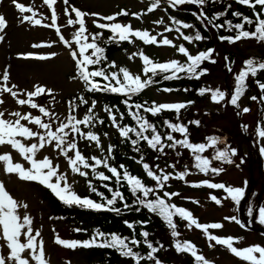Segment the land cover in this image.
<instances>
[{
  "label": "snow or ice",
  "instance_id": "1",
  "mask_svg": "<svg viewBox=\"0 0 264 264\" xmlns=\"http://www.w3.org/2000/svg\"><path fill=\"white\" fill-rule=\"evenodd\" d=\"M15 8L21 15V19L24 22H28L33 26H42L45 28H52L55 30L56 35L59 37L60 42L65 48L70 50V55L75 61V66L77 69V77L85 84L86 91L88 92H108L112 94L121 95L126 99L123 100L125 106L129 109L128 115L131 116L132 120L135 121L136 127L123 126L121 127L117 123V117L113 115V109L106 107L105 111L109 114V119L112 126L117 128L119 135L124 140L130 141L134 150L139 152L138 147L140 141L146 142L147 146L153 151L159 153H164L165 148H171L176 150L177 147L185 148L190 151L194 157V164L192 167L197 169L200 173L208 174L209 172L219 175L224 169L211 167V161L204 157L202 154L207 148H215L217 144L223 143L217 137H208V143L193 144L188 138V128L181 123H172L168 120H164V126L170 130L168 133L162 135L156 125L149 122L147 118L140 114L141 110L144 113H149L151 116H158L160 113L165 111H171L176 113L177 119H179V114L182 109L187 107L185 103H152L150 107L143 104H130L129 101L134 96H138L146 88L156 83V77L160 76L163 80H174L179 79L181 73L187 74L189 78L200 79L201 76L207 74V69L201 68L203 62L208 61L210 63H215L216 61L212 59L213 49H208L207 51H200L196 55L190 54V52L185 48L183 44L175 45L172 40L164 37L162 40H158L156 36L151 35L149 31L144 30H133L131 25H124L121 23H97L93 21L97 29L107 30L112 35L108 38L105 43L115 42L120 43L127 41L132 43V37L137 40L142 41L145 45H156V46H169L177 49V52L184 57H186V62L181 63L178 60H171L169 62H154L142 51L139 53H132L129 56L131 60L133 56H139L142 61V78L141 75L132 74L127 68L120 67L118 72H108L106 68L99 67L94 68V70H89L90 67L100 65L102 61L107 58L105 56V49L100 47L97 43L98 39L103 35L102 32L88 34V29L85 26L84 17L89 15L88 13H82L75 7L69 5V0H63L65 5L71 8V12L75 13V19L69 16V7L64 9V15L69 16L66 22V26L74 27L79 25L78 29L73 34L71 40L66 39L61 34V28L58 26V16L53 7L57 0H43L44 4L47 5L48 9L51 10V23L42 24L41 19L36 18L37 13L31 8L18 3L17 0H12ZM169 7H175L185 4H195L197 6H202L205 4L206 0H166ZM215 2V0H213ZM237 4L246 6L253 11L255 20L243 16L242 13L233 12L232 15L238 18H242V22L233 24L231 21H225L223 24H216L214 21L219 19L224 13L217 14L214 18H209L204 16L205 20H208L213 27L219 29L227 26V31L231 32L235 29V36H225L221 37L222 40H227L229 43H236L241 39H255L257 42L264 43V0H235ZM161 0H151L147 12H153L156 8L160 6ZM257 6L260 7V11L257 12ZM24 13H31V15H23ZM96 15V14H92ZM117 15H128L127 12H121ZM136 15V14H133ZM139 19V15H136ZM198 19L200 17H197ZM101 20L115 21L117 19L116 15L99 17ZM156 23H163V21H158ZM177 25L175 31L180 32L181 28L187 29L193 27V25L183 23L180 21H175ZM245 25H254L252 31L244 30ZM7 27L6 19L3 15H0V31H3ZM166 31H173L171 28H167ZM162 35V34H161ZM183 40L188 43H193L194 41L203 40L204 37L199 31L196 32L194 36L184 35L180 33ZM2 39V37H0ZM75 45V48H73ZM33 48L41 47H51V45L33 44ZM91 50V54H87ZM52 56L55 53L51 54ZM35 58L39 60H45L50 57L48 56H32L29 54L23 58ZM108 68H116L115 62L108 64ZM228 70L231 72L232 68L229 67ZM264 71V62H258L254 59H249L245 62L244 66L241 68L238 74L234 76V92L231 94L229 103L239 108V100L244 95L246 91V81L249 77H256L258 72ZM95 78H101L105 83H99ZM9 73L5 69L0 75V93H10L12 97L16 100V103L20 106L28 105L32 109H38V111L44 117H52V114L45 108L39 106L34 102L33 98L37 97L46 92V89L41 86H36L35 90L27 93V99L17 98L20 94L13 91L16 85L8 87ZM114 82V83H113ZM258 87L264 92V83L257 81ZM48 94L51 95V90H47ZM163 92H170L172 89L164 88ZM210 94V99L213 103L219 104L226 98V93L220 89H210L202 88L199 90V95ZM251 99L256 100L257 97H251ZM0 103H3L0 100ZM80 103L86 104L87 101L81 97ZM191 103V102H189ZM95 108V101L92 106L88 108L87 114L83 119H77L76 116L69 114L66 123H60L59 126L53 131L52 125L44 122L40 116H32L31 113L21 114V112L16 111L10 113V115L16 117L13 120L4 119V113L0 112V146L10 145L12 149L17 151L19 155L31 165L30 168H25L20 163H13L10 154L0 155V163L4 166V171L6 174H15L22 181L36 182L46 189L50 190L51 193L64 205L68 207L76 206L83 208L85 210L92 211H110L120 214L121 209L114 207L117 200L123 204L125 209L130 208L124 198L121 191H114L108 184H102L103 187L111 193V198L104 196L102 192H99L97 188L88 182V188L91 192L95 193L97 197L100 198L102 202H97L89 197H80L71 189V185L67 181L66 174H59V165L53 166V162L45 157L42 160H37L35 158L36 153L45 147V145H52L54 143L55 150H59L62 155L67 159L68 165L71 168L72 173L78 174L81 177H87L88 173L82 171L83 169H90L93 176L99 181H111L115 178L116 184L126 183L128 190L131 195L135 198V203L139 206L147 209L149 213L155 214L160 217L171 230V236L174 238V245L177 253L189 254L193 259L195 264H211L210 261L198 253L196 246L190 241H180L178 237L180 233L177 231V224L174 222V217H179L180 220L186 222V227L189 229L195 227L199 229L206 239L209 241V248L216 245L222 246L227 249L230 254L235 258L243 262V264H264V246L252 245L244 248H237L235 245L240 243V240L235 237H219L210 233V229H221L223 224L221 223H209L201 224L195 219L192 213L183 207H178L175 203H170L173 197L179 196V193L168 191H163L170 179L185 180V177L189 174L187 170L183 172H177L175 175L171 173H165L160 170L157 174L148 163L143 162L141 157L137 163L142 164V168L148 178L155 182V187L146 186L142 180L132 175L128 170L121 165L118 170L116 167L109 165L108 158L112 156L113 146L109 145L107 152L108 157L104 159H99L92 157V163L81 154L75 142V136L78 135L81 139H86L87 141L95 142L97 148H100L99 137L89 132H83L81 130V125L84 128H88L90 125L94 126L93 122L96 121V117L92 114ZM136 111H132V109ZM75 111V108L72 109ZM118 111V109H117ZM249 108H244L243 112H249ZM120 119H123V114H121ZM21 121H27L28 124L35 125L38 129L43 130V133L39 131H33L31 128L25 126ZM103 120H99L98 123H103ZM191 123L199 126V121H192ZM70 130V131H66ZM245 130L246 126H245ZM258 138H264V128L257 127ZM73 135V141L69 142L66 138L69 134ZM133 134L135 139H132L129 134ZM150 133V134H149ZM172 133H179L183 139H176ZM17 137L23 138L24 140H38V143H32L30 145H25ZM169 141L171 143L165 144L164 141ZM261 154L264 155V148L260 149ZM74 153L73 156H69V153ZM179 154V153H178ZM236 155V150L230 147H225L223 150L217 149L213 159L219 161L223 164L233 163L232 157ZM103 167L107 172L111 173V176L105 175L103 171H97V168ZM159 168V165L156 166ZM169 167H175L174 165H169ZM55 180V182H53ZM191 187H201L206 186L209 189L223 190L227 195L224 199H231L234 203L239 204L244 198V189L226 186L223 183H210L208 181H203L201 184H191ZM163 191V196L158 193ZM150 194L154 196V199H149ZM166 198V199H165ZM210 199L217 205L221 204V200L215 195L210 196ZM193 203H198L193 201ZM27 209V204L18 203L12 195L6 190L5 185L0 182V239L6 244L9 250L8 255H0V264H48L45 258L44 242L42 239L38 238L41 236L39 231H35L33 234L32 228V218L28 215L21 217L18 214L20 208ZM137 211L139 208L136 209ZM251 215V212L249 213ZM226 220L235 221V223L243 225L235 217H225ZM143 223V222H141ZM258 223L264 225V208L259 210V220ZM127 228L133 231L132 237H123L117 233H104L99 230L95 231L89 240L79 241V240H65L62 239L58 234L54 238V243L65 249L76 250L77 248H101V249H111L116 251L123 258H130L134 264H141L142 260L154 261L155 264H161V261L155 257V253L159 252L163 245L155 247L151 241L148 240L149 233L147 231L141 232L139 235L143 240L135 238V225L128 221H125ZM76 232L82 231V229H75ZM23 237V242L21 240ZM214 242V244L212 243ZM141 243L149 250L147 256L141 255L139 252L134 251L132 246L139 248ZM132 245V246H130ZM27 252L28 256L23 254Z\"/></svg>",
  "mask_w": 264,
  "mask_h": 264
},
{
  "label": "rangeland",
  "instance_id": "2",
  "mask_svg": "<svg viewBox=\"0 0 264 264\" xmlns=\"http://www.w3.org/2000/svg\"><path fill=\"white\" fill-rule=\"evenodd\" d=\"M17 2L31 7L38 14L36 18L41 19L42 24L51 23V10L48 9L43 0H17ZM150 2L151 0H69V5L82 13L89 14L84 17L88 34L97 33V31L101 30L95 27L93 21L97 23H121L131 25L133 30H147L151 35L156 36L158 40L167 37L177 47L183 44L192 55L203 51L204 47H202L201 40L188 43L180 35V33H183L184 35L194 36L195 32H193L192 28H181L180 32L175 31L177 25L174 23V16L169 10L173 7H167L163 3L164 0H161L160 6L149 13L147 8ZM53 7L58 16L57 24L61 28V34L66 39L71 40L79 25L68 27L66 22L69 16L75 19V13L71 12V8L65 5L63 0H57ZM66 7H69V16L64 15ZM122 11L127 12L128 15H117ZM133 14L139 15L140 18L137 19L136 15ZM0 15H3L7 22V27L0 31V37H2L0 39V75L5 69L8 70V87L16 85L13 91L20 94L17 97L19 99H27V93L34 91L36 86L44 87L46 92L34 97L33 100L52 114L51 118L44 117L38 109H32L28 105H18L10 93L4 92L0 93V100L3 101V103H0V112L4 113L3 118L14 121L16 117L10 115L12 112L31 113L32 116H40L44 122L51 124L54 131L60 123L67 122L69 114L76 116L77 119H83L87 114L88 108L95 101V108L92 113L96 117V121L93 122L94 126L90 125L88 128H84L81 125L80 127L83 132L91 131L96 134L100 139L101 147L97 148L95 142L81 139L78 135L74 139L81 154L89 163H92V157L99 159L108 157L107 149L109 145H112L114 140L119 141L121 139L119 131L112 126L109 114L105 111L106 106L97 98H94V100L90 98L85 106H80L75 111H72L73 103L71 106H67L66 99L86 89V86L77 77L75 61L70 55V50L68 48L63 49L64 45L60 42L55 30L42 26H33L28 22H24L21 19L22 14L15 8L12 0H0ZM23 15L27 16L31 15V13H24ZM113 15L117 16L115 21L99 19V17ZM158 21H163V23H156ZM167 28H171L173 31H166ZM101 37L97 43L103 40ZM131 39L132 43L127 42L126 48L117 53L111 62L108 61V64L115 62L116 68H108V64L105 61H103L102 67L106 68L108 72H118L120 67H125L132 74H139L144 78L142 75L143 65L139 56H133L131 60L129 59L132 53L141 51L154 62L164 63L171 60H178L181 63L186 62V57L179 54L176 48L145 45L135 37ZM37 43L42 45L50 44L51 47L33 48L32 45ZM73 48H75V45H73ZM252 52H254L252 46L238 42L236 50L232 52L237 62L235 66L233 65L234 74L226 73L220 65L219 68L214 69L213 72L206 74L203 78V80H206L203 81V88L220 89L227 94L224 101L219 104L213 103L210 99V94H205L201 96L202 100L190 108V112L194 116L193 121H199L200 123L199 126L194 124L198 132L190 133L188 135L189 141L193 144H207L208 137H217L223 141V143L217 144L215 148H207L202 155L211 161V167L224 170L219 175L211 172L208 174L200 173L192 167L194 157L188 149L177 147L178 150H174L175 154L170 153L172 164L176 168L178 167L177 171L183 172L187 170L189 173L185 180H172L180 194L173 199V203L181 205L190 211L193 217L201 224H223V228L210 229V233L219 237L231 236L238 238L240 243L235 245L237 248L252 245L264 246V233L256 232V230L264 229V225L258 223L259 210L264 208V155L260 151L261 148H264V138H258L256 132L257 127L264 128V97L260 100H253L251 99L253 96L250 94L248 97L249 93L245 92L239 100V112L247 129L245 133L239 130L232 111L224 110L226 99L233 91L230 89L237 67L241 62L245 64L244 62L251 57ZM52 53H55V55L52 56ZM29 54H32L33 57L48 56L50 58L41 61L31 57L27 60L23 58ZM87 54L90 55L91 50ZM216 56L220 63V53L216 52ZM15 64L20 67H16ZM99 67V65L92 66L89 70ZM19 68L23 71L20 72ZM47 90H51V95L48 94ZM146 92L148 94L147 100L150 104L153 102L156 104L183 103V98L173 93L163 92L156 88H147ZM244 108H249L250 111L244 113ZM113 115L117 117V123L121 127L124 126L125 122L120 119L121 115L114 113V111ZM99 120H103V123L106 124L103 132H101L103 123H98ZM21 123L33 131L43 133V130L38 129L35 125L28 124L27 121H21ZM17 139H20L25 145L38 143L36 139L24 140L20 137H17ZM66 139L72 142L73 135L70 133ZM225 147L236 150V155L232 157L233 163L231 164H223L213 159L216 150H223ZM6 153L11 155L13 163H20L25 168L31 167L10 145L0 146V155ZM73 155L74 153H69V156ZM45 157H48L53 162V166L59 165V174H66L67 181L75 193L79 196L92 193L88 188V182L91 181L94 185L96 178L90 169L81 168L82 171L88 173L87 177L72 173L66 157L59 150H55L54 143L52 145L46 144L35 156L37 160H42ZM110 161L111 158L109 157L108 162ZM165 170H172V167L165 168ZM97 171L104 172V168L99 167ZM178 181H181L185 186H177L176 183ZM203 181L223 183L226 186L242 188L245 193L244 198L239 204H236L230 198L224 199L227 194L223 190L209 189L206 186H190L191 184H201ZM0 182L5 185L6 190L18 203L28 205L27 209L21 207L18 210V214L21 217L28 215L32 218L33 234L35 231L41 233L38 240L42 239L44 242L45 258L48 264H90V262L83 263L82 253H78L80 251L79 248L70 250L54 243V238L57 234L65 240H77L86 236L90 232L89 229H83L80 231L82 234H77L78 232L75 229H82L84 227L82 224L75 226L72 222L70 223L51 215L48 206L38 192V187L29 181L20 180L15 174H6L2 163H0ZM213 195L221 200L220 205L215 204L210 199V196ZM193 201L198 203H193ZM250 212L251 215L249 214ZM225 217H235L241 222L243 227L235 223V221L226 220ZM245 225L247 228H245ZM21 240L23 242V237H21ZM179 240L192 242L196 246L198 253L203 255L211 264H243L242 261L235 258L222 246L216 245L209 248V241L195 227L185 229ZM212 243L214 244V242ZM8 252L5 242L0 239V255L7 256ZM23 255L28 256V253L25 252ZM173 263L177 264V261H173Z\"/></svg>",
  "mask_w": 264,
  "mask_h": 264
},
{
  "label": "trees",
  "instance_id": "3",
  "mask_svg": "<svg viewBox=\"0 0 264 264\" xmlns=\"http://www.w3.org/2000/svg\"><path fill=\"white\" fill-rule=\"evenodd\" d=\"M256 11H260L259 6H257ZM200 12L204 13V15L209 18H214L217 14L224 13V15L220 16L219 19H216L214 21L216 24H223L225 21H231L233 24L242 22V18H238L232 15L233 12L242 13L243 16H247L253 20H255V17L251 9L246 6L237 4L233 0H215V2H213V0H206L205 4L202 6H197L195 4H185L174 7L172 11L173 16H175V18L180 22L193 25V27L191 28L194 30V32L196 33L197 31H199L200 34L204 37V39L202 40V47L214 50L212 59H214L216 62L210 63L208 61H205L201 65V68L207 69V74L213 72L214 69L219 68L220 65L226 73L230 75L234 74L233 65L235 66L237 62L236 58L232 55V52L236 50L238 42L252 46V48L254 49V52H252L253 54L249 59H254L258 62H264V43L257 42L255 39H241L236 43H229L227 40H222L221 37L235 36V29L231 32L227 31V26L217 29L213 27L208 20H205L204 16L200 15ZM197 17L200 18L198 19ZM253 29L254 25H245L244 30L252 31ZM110 36L111 35L107 33H103V36L101 37L103 40L98 42V45L105 49V56L107 58L105 62L111 61L113 57L117 53L122 51L125 47V45H120L119 43L117 44L115 42L105 43V41H107ZM216 52L220 53V63L218 62ZM243 66L244 64L242 62L239 63L236 74L239 73ZM229 67L232 68L231 72L228 70ZM205 75L201 76L198 80L189 78L185 73H181L180 78L174 80H163L160 76H158L155 78L157 82L149 86L158 89H172V91H170L171 93L179 95L181 98H183V101L185 102V104H187V107L181 110L179 119H177L176 113L171 111L162 112L155 117L151 116L149 113H144L142 110L140 114L147 118L149 122L156 125L158 131L162 135L170 131L164 126V120L185 125L188 128L187 135H189L190 133H197L198 131L196 129V126L194 125V123H191L194 116L190 112V108L193 105L197 104V102L202 100V95H199V90L203 88V81H206L203 80ZM257 81H259L260 83H264V71L258 72L256 77L248 78V80L246 81L247 89L245 92L249 93L248 97L251 94L253 97H257V99L260 100L264 97V92H262L258 87ZM234 86L235 82L232 81L230 89L233 90L232 93L234 92ZM232 93H230L228 95V98L226 99L224 110L226 109V111H232L239 130L242 133H245V124L242 121V115L239 112V108L234 107L229 103V96L231 97ZM147 96V92L143 91L138 96L132 97L129 103L149 105ZM81 97H83L85 100L87 99V97L91 99H99L106 107L112 108L114 112L123 115L125 114L124 117L126 123L124 124V126L127 125L136 127L135 121H133L131 116L128 115L129 109L123 103V100L126 99L125 97L108 92H93V94H90V92L83 90L67 98L66 101L68 102V106L72 103L82 104L80 103ZM246 100H248V98H246ZM132 111H136V109L133 108ZM104 125L105 123L103 124V129L101 132L105 130ZM129 135L132 139H135V136L133 134L130 133ZM172 135L176 139H183V137L179 133H172ZM164 143L167 145L171 142L165 140ZM112 146L113 153L110 157L111 161L109 162V165L112 167H116L121 171V174L122 170L120 169V166L123 165L130 174L139 177L142 182L146 184V186L150 187H155V182L146 176L142 168V164L137 163V161L142 157L143 162L148 163L151 167V170L159 174L162 168L165 169L168 168L169 165H172L170 153L175 154V151L171 148H169L168 152L164 151V153L153 151L147 146L146 142L144 141L139 142L138 147L140 148V151L137 152L134 150L130 141L124 140L123 138H121L119 141L114 140L112 142ZM176 150H178V148H176ZM157 165H159V168L156 167ZM177 168L176 166L174 168L172 167V170H170L169 172L165 171V173H171L172 175H175L178 172ZM104 173L105 175L111 176V173L107 172L106 169H104ZM171 180L172 179L168 181L163 191L170 192L171 189L177 188L174 181ZM102 184H108V186L111 187L114 191H121L124 195L125 201L129 205H131V207L125 209L123 207V204L118 199L114 207H118L121 209L120 214L110 211L93 212L89 210L65 206L56 201L47 191L43 189L38 188V192L41 195L42 200L48 206V210L51 215L66 220L67 222H72L75 226H77L78 224H82L84 226L82 230H90V232H88L86 236H83L80 239L84 238L85 240H89L92 237L93 233L97 230L104 233H117L123 237H132L133 231L127 228L125 224V221H128L135 225L136 239L142 241L143 238L139 234L143 231H147L149 233L148 240L151 241L155 247L163 245V248H161L159 252L154 254L155 257L161 261V264H174L173 261H177V264H195L194 259L190 255L186 253L176 252L175 248L173 247L175 241L171 236V230L169 229L167 224L160 217L156 216L155 214L149 213L147 209L136 204L135 198L131 195L126 183L118 185L115 183V178H112L111 181L103 182L97 180V182L95 183V187L97 188V190L99 192H102L105 197L111 198V193L108 192L107 189L102 186ZM176 185L185 186L183 183H181V181H178ZM163 191H160L158 194L163 196ZM90 195L93 200L102 202L100 198L95 195V193H91ZM149 199H154V196L150 194ZM170 203H172V201H170ZM137 208H139L138 211L136 210ZM173 220L177 224V231L180 233V236H182L184 230L188 228L185 226L186 222L180 220L179 217H174ZM79 234H82V232H79ZM132 247L134 251L139 252L143 256H147L149 250L143 245V243H141V246L139 248H136L135 246ZM78 253H82L81 258L83 260V263L90 262V264H134V262L130 258H123L116 251L111 249L81 248ZM141 264H155V262L142 260Z\"/></svg>",
  "mask_w": 264,
  "mask_h": 264
},
{
  "label": "bare ground",
  "instance_id": "4",
  "mask_svg": "<svg viewBox=\"0 0 264 264\" xmlns=\"http://www.w3.org/2000/svg\"><path fill=\"white\" fill-rule=\"evenodd\" d=\"M16 65V64H15ZM18 65H16V67H17ZM22 66V65H21ZM18 67H20V66H18ZM24 67V66H23ZM25 68V67H24ZM20 69V68H19ZM14 70V69H13ZM21 71L20 72H22L23 70L22 69H20Z\"/></svg>",
  "mask_w": 264,
  "mask_h": 264
}]
</instances>
